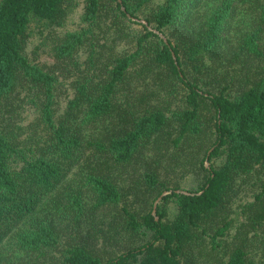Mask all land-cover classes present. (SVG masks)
I'll return each mask as SVG.
<instances>
[{
  "label": "trees",
  "instance_id": "obj_1",
  "mask_svg": "<svg viewBox=\"0 0 264 264\" xmlns=\"http://www.w3.org/2000/svg\"><path fill=\"white\" fill-rule=\"evenodd\" d=\"M0 264H264V0H0Z\"/></svg>",
  "mask_w": 264,
  "mask_h": 264
},
{
  "label": "rangeland",
  "instance_id": "obj_2",
  "mask_svg": "<svg viewBox=\"0 0 264 264\" xmlns=\"http://www.w3.org/2000/svg\"><path fill=\"white\" fill-rule=\"evenodd\" d=\"M81 12V6L76 7L66 23L59 28V31L65 32L68 30H77L80 27ZM31 33L32 34L27 45V53L30 58L39 62L52 64L54 62V58L50 51V46L45 43L46 40L44 35H42L41 32H39V29L35 26L32 27Z\"/></svg>",
  "mask_w": 264,
  "mask_h": 264
},
{
  "label": "water",
  "instance_id": "obj_3",
  "mask_svg": "<svg viewBox=\"0 0 264 264\" xmlns=\"http://www.w3.org/2000/svg\"><path fill=\"white\" fill-rule=\"evenodd\" d=\"M161 198V197H160Z\"/></svg>",
  "mask_w": 264,
  "mask_h": 264
}]
</instances>
